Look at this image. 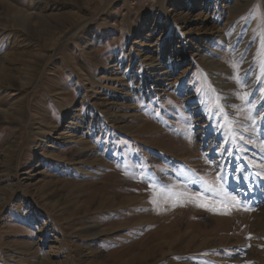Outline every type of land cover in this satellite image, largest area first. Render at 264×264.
Returning a JSON list of instances; mask_svg holds the SVG:
<instances>
[{
  "label": "rangeland",
  "instance_id": "374dc122",
  "mask_svg": "<svg viewBox=\"0 0 264 264\" xmlns=\"http://www.w3.org/2000/svg\"><path fill=\"white\" fill-rule=\"evenodd\" d=\"M0 264H264V0H0Z\"/></svg>",
  "mask_w": 264,
  "mask_h": 264
}]
</instances>
